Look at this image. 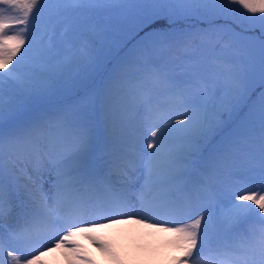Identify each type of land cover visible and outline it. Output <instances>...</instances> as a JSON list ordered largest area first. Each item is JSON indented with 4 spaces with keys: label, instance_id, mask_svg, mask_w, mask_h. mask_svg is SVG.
<instances>
[{
    "label": "snow or ice",
    "instance_id": "snow-or-ice-1",
    "mask_svg": "<svg viewBox=\"0 0 264 264\" xmlns=\"http://www.w3.org/2000/svg\"><path fill=\"white\" fill-rule=\"evenodd\" d=\"M119 223L264 264V0H0V264Z\"/></svg>",
    "mask_w": 264,
    "mask_h": 264
},
{
    "label": "rangeland",
    "instance_id": "rangeland-1",
    "mask_svg": "<svg viewBox=\"0 0 264 264\" xmlns=\"http://www.w3.org/2000/svg\"><path fill=\"white\" fill-rule=\"evenodd\" d=\"M179 118V117H178ZM98 243L109 244L121 260V264H171L172 258L178 255L173 247L171 233L153 232L141 225L119 223L109 225L95 233ZM79 244L96 264H115L109 256L93 246L92 241L77 234L70 243ZM64 249V251H62ZM52 248L46 251L47 257L37 264H77L67 247Z\"/></svg>",
    "mask_w": 264,
    "mask_h": 264
},
{
    "label": "trees",
    "instance_id": "trees-1",
    "mask_svg": "<svg viewBox=\"0 0 264 264\" xmlns=\"http://www.w3.org/2000/svg\"><path fill=\"white\" fill-rule=\"evenodd\" d=\"M96 46L102 50L104 62L109 68L119 61L127 51V49L121 50V44L118 42H104L98 40L96 41Z\"/></svg>",
    "mask_w": 264,
    "mask_h": 264
},
{
    "label": "bare ground",
    "instance_id": "bare-ground-1",
    "mask_svg": "<svg viewBox=\"0 0 264 264\" xmlns=\"http://www.w3.org/2000/svg\"><path fill=\"white\" fill-rule=\"evenodd\" d=\"M61 249H62V248H61ZM62 251H64V249H62ZM47 254H49V253L44 252L43 255L40 257V259H43V257H44V258H45V257L48 258V257H47Z\"/></svg>",
    "mask_w": 264,
    "mask_h": 264
}]
</instances>
